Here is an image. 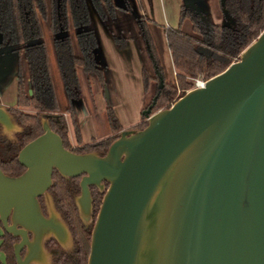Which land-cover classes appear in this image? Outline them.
Here are the masks:
<instances>
[{
    "label": "water",
    "instance_id": "obj_1",
    "mask_svg": "<svg viewBox=\"0 0 264 264\" xmlns=\"http://www.w3.org/2000/svg\"><path fill=\"white\" fill-rule=\"evenodd\" d=\"M150 106L145 125L121 129L102 155L64 148L41 117V133L18 148L23 170H0V225L18 237L15 264L34 262L46 237L71 241L63 219L43 215L37 203L53 170L79 177L74 202L84 223L88 187L107 183L86 264H264V26L202 86L166 108L150 113ZM11 130L20 127L0 105V132Z\"/></svg>",
    "mask_w": 264,
    "mask_h": 264
},
{
    "label": "trees",
    "instance_id": "obj_2",
    "mask_svg": "<svg viewBox=\"0 0 264 264\" xmlns=\"http://www.w3.org/2000/svg\"><path fill=\"white\" fill-rule=\"evenodd\" d=\"M88 1L98 18L106 23L117 49L124 48L131 31L136 32L138 50L144 51L146 56L140 67L142 89L148 91L150 84H155L147 104L151 105L150 113L168 107L191 88L195 78L206 80L223 71L264 26V0H224L223 6L219 0H205L216 19L224 20L221 8L226 10L230 22L224 20V23L214 22L209 14L197 13L181 2L176 26L162 27L172 72L167 77L155 51L150 29L154 22L150 18L139 14L134 17L132 28H128L122 17L129 13V6L118 5L114 0ZM200 15H205L204 21ZM48 47L65 99L62 110L52 82ZM96 47L86 0H0V56L6 52L15 55V101L7 111L20 127V131L14 133L13 143L0 132V170L4 174L14 176L23 170L16 159L18 148L41 133V117L47 119L49 128L60 137L62 146L75 153L95 151L102 155L117 137L121 126L108 103L104 113L110 136L89 143H82L79 136L72 105L81 96L78 71L90 75L100 88L105 84L103 68L94 56ZM158 76L161 87L158 86ZM145 123L141 114L140 121L133 127L140 129ZM106 186L107 183L103 182L102 190L88 187L90 221L85 224L73 202L79 190L78 178H64L52 171L48 191L70 231L72 249L68 253L59 250L52 257L51 264H86L90 229ZM15 240V236L4 230L0 233L4 264H15L12 253ZM46 244L55 245V241L50 238Z\"/></svg>",
    "mask_w": 264,
    "mask_h": 264
},
{
    "label": "rangeland",
    "instance_id": "obj_3",
    "mask_svg": "<svg viewBox=\"0 0 264 264\" xmlns=\"http://www.w3.org/2000/svg\"><path fill=\"white\" fill-rule=\"evenodd\" d=\"M114 2L121 6H129V13L123 15L122 17L123 21L127 23L126 25H128V28H132L131 25L132 23H134V17L138 16L139 14H145L149 17L153 16L152 21L154 22V25H151L150 29L155 51L157 53L158 60L164 75L169 77L172 72L170 71L171 67L169 55L162 36V27L165 22L172 25L173 22L176 21V19L178 18V14L175 12L176 8L174 7L173 11L169 4L166 3V0H114ZM192 2L199 9H201L203 14H209L214 22L224 23L223 19H216L213 16L214 13L211 9V6L207 4L205 0H192ZM87 4L90 13V26L92 29H94L97 37V47L95 48L94 56L96 61L103 68L105 84L102 88H100L99 85H97L96 81L90 75L87 76L83 72L78 71L81 96L78 100V104H76L77 113L75 115L86 117L88 127L96 138L98 136H102L108 130L104 113L106 103L110 104L117 115V119L122 123L134 122L141 117L144 107H146L151 96L154 93L155 84L154 82H152L149 86L148 91H143L142 89L139 70L142 64L143 57L145 58L146 56L144 54V51L140 52L138 50V36L136 35V32L134 30L131 31V37L126 40V43L130 42L133 48L135 46L134 51L136 50V52L133 55L129 46L126 47L125 50H123V48L117 49L111 43L109 46L105 39V35L106 37L110 35L106 23L98 19L88 0ZM144 48L148 52L146 44ZM121 50L122 55H124V62L122 60L117 65L114 62V58H112V56L110 55V51H112L113 53L114 51L116 52ZM48 51L51 65L52 82L57 96L59 108L60 110H62L63 105L65 104V99L54 65L50 47H48ZM5 56L8 59L15 57L14 53L6 52V55L0 56V61H3L5 59ZM138 60L140 62L139 68L137 65ZM14 85V69L13 71H10L8 67L6 75L3 77L0 76V100H2L3 102H12V100L14 99L15 91ZM104 88L106 94L104 93ZM1 104L2 106H6L3 103ZM65 117L67 116L65 115ZM14 133L12 130L5 131V139L8 142L13 143ZM69 142L71 144L73 143L71 129H69ZM46 194L47 193H45L44 203L46 205L45 207L48 214L53 215L56 218H60V214H57V212H55V209L51 204V201L49 200V196L48 194ZM87 215L88 213L86 212L82 213L81 216H83L84 221L88 223L90 221V217L88 218ZM1 232L2 229L0 227V233ZM63 246H66V248H70L71 243L69 239H65V241H63ZM44 250L45 248L42 242L39 253H43L41 257L37 255V258L34 259V262H32V264H36L35 262H38L40 258L41 261H39V264H49L48 255L44 253ZM20 255L22 256L23 254L20 253ZM0 264H4L3 253L1 251Z\"/></svg>",
    "mask_w": 264,
    "mask_h": 264
},
{
    "label": "crops",
    "instance_id": "obj_4",
    "mask_svg": "<svg viewBox=\"0 0 264 264\" xmlns=\"http://www.w3.org/2000/svg\"><path fill=\"white\" fill-rule=\"evenodd\" d=\"M166 3L169 4V6L171 7V9L174 11V7L176 8L175 9V12L178 14L179 12V7L181 5V0H166ZM86 5H87V9H88V13H89V8H88V4H87V0H86ZM91 5V4H90ZM94 10V9H93ZM95 12V11H94ZM96 14V13H95ZM89 16H90V13H89ZM97 16V14H96ZM98 17V16H97ZM148 18H150L151 20H153V16H147ZM99 19V18H98ZM178 19V18H177ZM177 19L175 22H173L172 25L168 24L167 22L164 23L163 26L165 27H175L176 24H177ZM100 20V19H99ZM93 32H94V35H95V38H96V42H97V37H96V34H95V31L93 29ZM105 39H106V42L107 44L110 46V43L114 46L113 42H112V39L110 37V35L108 37H106L105 35ZM110 40V41H109ZM130 47L131 49V53L132 55L136 52V50L134 51V48L132 47L131 43L130 42H127L126 43V46L125 48H123V50L126 49V47ZM122 50L121 51H114L112 53V51H110V55L112 56V58H114V62L118 65V63H120V61L123 60L124 62V55H122ZM6 55V54H5ZM5 59L3 61L0 62V72H1V75L2 77L6 75L7 71H8V67L10 69V71H13V69H15V57L14 58H10L8 59L6 56L4 57ZM137 65H138V68L140 66V62L139 60L137 61ZM139 74H140V70H139ZM14 82H15V76H14ZM15 86V85H14ZM79 100V99H78ZM78 100H75L72 102V105H73V109H74V112L75 114L77 113V107H76V104H78ZM14 101H15V91H14V99L12 100V102H3L2 100H0V105H2L1 103H3L4 105L6 106H3V107H9V106H13L14 104ZM74 102H75V105H74ZM116 118H117V115L114 111V109L112 108ZM77 117V126H78V130H79V136H80V139H81V142L82 143H89L91 142L92 140H100V139H103V138H107L110 136V132H109V129L107 130V132L105 134H103L102 136H98L95 138V136L92 134V132L90 131V128L88 127V123H87V120H86V117H83V116H76ZM118 123L120 124L121 126V129H126V128H129V127H133L135 124H137L139 121H140V118L138 120H135L134 122H127V123H122L120 120H118Z\"/></svg>",
    "mask_w": 264,
    "mask_h": 264
},
{
    "label": "flooded vegetation",
    "instance_id": "obj_5",
    "mask_svg": "<svg viewBox=\"0 0 264 264\" xmlns=\"http://www.w3.org/2000/svg\"><path fill=\"white\" fill-rule=\"evenodd\" d=\"M29 91H30V90H29ZM9 107H12V106H9ZM9 107H5L6 110H8ZM77 178H78V180H79V177H77ZM78 188H79V186H78ZM48 189H49V187L47 188L46 193H47L48 196H49V200L51 201V204L53 205V207L55 208V210L60 214V212L57 210V208H56L55 205H54V202H53L52 196H51V194L49 193ZM78 193H79V190H78ZM78 193H77V194H78ZM47 194H46V195H47ZM77 194H76V195H77ZM76 195H74V197H75ZM44 197H45V195H40V196H38V197H37V203H38V206H39V209H40L41 213H42L43 215L47 216V215H48V212H47L46 207H45L46 205H45V203H44V202H45V201H44ZM74 197H73V202H74ZM74 205H75L76 210H77V205L75 204V202H74ZM89 205H90V196H89ZM60 216H61V215H60ZM85 224H87V223H85ZM0 227H1V225H0ZM1 229H2V227H1ZM2 231H3V229H2ZM27 235H28L29 238H31L32 233H31L30 231H27ZM70 236H71V234H70ZM15 237H16V240H17L18 237H17V236H15ZM50 238L54 239V241H55V245L50 244V246H48V245L46 244L47 240H49ZM42 242H43V245H44V248H45L44 253L48 255V261H49V264H51V259H52V257H53V256H54L59 250H63V251H65V252L68 253V252L72 249V238H71V241H70V243H71L70 248H66V246L61 245V244H60V243H59L54 237H51V236L44 238ZM24 252H25V246H23V248L21 249L20 253H21V254H24ZM42 253H43V252H42ZM42 253H41V255H42ZM40 257H41V256H40ZM35 259H36V258H35ZM42 259H43V256H42ZM39 261H41V258L39 259ZM39 261H38V262H35V263H36V264H39ZM30 264H32V263H30Z\"/></svg>",
    "mask_w": 264,
    "mask_h": 264
},
{
    "label": "built area",
    "instance_id": "obj_6",
    "mask_svg": "<svg viewBox=\"0 0 264 264\" xmlns=\"http://www.w3.org/2000/svg\"><path fill=\"white\" fill-rule=\"evenodd\" d=\"M203 82H204V80H202L200 78H195L194 81H193V84H192L191 88L200 87V86L203 85Z\"/></svg>",
    "mask_w": 264,
    "mask_h": 264
},
{
    "label": "bare ground",
    "instance_id": "obj_7",
    "mask_svg": "<svg viewBox=\"0 0 264 264\" xmlns=\"http://www.w3.org/2000/svg\"><path fill=\"white\" fill-rule=\"evenodd\" d=\"M37 255L41 256V253H37Z\"/></svg>",
    "mask_w": 264,
    "mask_h": 264
}]
</instances>
